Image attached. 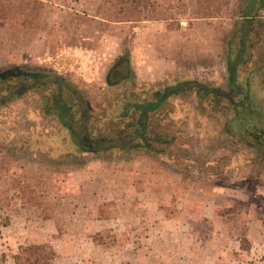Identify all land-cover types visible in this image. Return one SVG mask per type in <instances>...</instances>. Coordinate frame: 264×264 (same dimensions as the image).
<instances>
[{
	"label": "rangeland",
	"instance_id": "374dc122",
	"mask_svg": "<svg viewBox=\"0 0 264 264\" xmlns=\"http://www.w3.org/2000/svg\"><path fill=\"white\" fill-rule=\"evenodd\" d=\"M15 1L16 23L0 26V77L14 68L41 78H0V197L10 201L1 213L10 223L0 226V264H15L28 245L41 264H53L58 251L95 248L82 241L97 230L95 187L116 205L107 214L125 221L98 233L103 247L124 246L119 233L156 228L168 239L150 242L152 264H175L180 253L188 264H264V0L261 8L259 0L251 7L249 0H224L220 17L203 19L197 0H155L140 21L124 18L116 0H28L29 10ZM130 73L141 87L172 77L200 82L201 93L225 91L218 107L196 86L183 93L186 128L175 151L184 175L166 173L154 154L67 153L89 148L94 124L116 122L123 107L115 103L135 85L111 83ZM16 90L25 93L14 96ZM41 104L62 115L65 104L63 127L73 141L53 137L63 134L53 115L36 126ZM212 160L220 162L215 169L205 166ZM33 187L35 199L23 202L34 198ZM159 201L176 208L180 228L153 224L165 215Z\"/></svg>",
	"mask_w": 264,
	"mask_h": 264
},
{
	"label": "trees",
	"instance_id": "16d2710c",
	"mask_svg": "<svg viewBox=\"0 0 264 264\" xmlns=\"http://www.w3.org/2000/svg\"><path fill=\"white\" fill-rule=\"evenodd\" d=\"M254 1L255 0H249V6L251 4L254 6ZM21 2L24 10H29V4L30 8H33L32 3L28 0H22ZM15 3V0H0V26L4 27V23H16L19 12L14 8ZM116 4L118 8H120V13L124 18H132L134 21L147 19V12L155 8V0H116ZM224 5V0H197L198 13L201 16L200 19L220 17V13L222 12L221 8ZM248 7L246 9H248ZM258 7H262V2H260V0ZM245 12L246 10L242 11L241 15L243 17H248L250 14H245ZM232 65L234 67V64ZM11 73L18 75V70L13 68L6 73L5 78L1 75V82L5 83V80H10ZM126 78L128 79L126 82L135 86L132 89V94L122 97L121 100L115 103V106L123 107V111L122 114L117 117L116 122L111 121V123L107 124V130L114 135L111 136L109 140L88 141L91 142L95 148L96 144H98L100 149L105 147L118 149L123 152L129 150H143L154 153V155L162 161V168L166 173L176 171L184 175L185 171L183 173L180 163L184 159L180 157L177 149L181 146L180 141L185 134V120L187 119H185L183 115V93L190 89L191 86H196L199 89L197 94L199 97L206 98V95L208 97L212 96V101L207 102V104L214 102L215 106L218 107L221 105L222 99L226 98L225 91L218 88H210L206 93H201L200 90L204 88V86L200 84V82L177 81L173 80L172 77L163 79L162 84H158V87L154 88L151 85L141 87L136 84L134 73L133 76L131 73L130 75H124L120 81ZM25 90H22V92L16 90L14 96L25 93ZM64 105L62 104V108H59L63 115L67 112V107ZM202 112L205 113L206 110H202ZM55 113L60 118H63V115L58 111H55ZM107 119H112V116H108ZM68 125L73 132L72 126L69 123ZM256 147L261 148L259 143ZM216 164L219 165L220 162L215 160L205 162L206 167L212 165L214 169ZM213 167L212 172L214 173L215 170ZM31 192L34 198H30L28 201V199L22 197L23 202H29L31 204V200L35 199V195H37V190L33 187L31 188ZM9 202L10 201L6 200V203H3L0 197V219H3L2 222H0V226L6 227L10 223V219L8 217L2 218L1 214L5 207L9 205ZM14 260L15 264H41L36 248L33 245L21 247L18 253L14 255Z\"/></svg>",
	"mask_w": 264,
	"mask_h": 264
},
{
	"label": "crops",
	"instance_id": "0c3cea01",
	"mask_svg": "<svg viewBox=\"0 0 264 264\" xmlns=\"http://www.w3.org/2000/svg\"><path fill=\"white\" fill-rule=\"evenodd\" d=\"M126 80L128 79L126 78L125 80L118 81L119 83L115 82L111 84L118 83L117 85H113L115 87V86H118L119 84H122L123 82H126ZM33 83L35 84V82ZM32 88L36 89L37 86L32 87ZM87 105H88L87 110L93 111L94 109V107H92L93 105L91 104H87ZM46 109H48V106H46V104H41V106L36 109V113L38 112V115H39V120L34 121L36 123V126L38 125L40 126L41 116L48 117V116L53 115L59 121L58 122V125L60 127L59 131L63 132L62 136L58 137L59 134H56V135H53V137L58 138L57 141H59L60 143L62 139L61 137H63L64 142H67L69 139L73 141L68 127L66 126L63 127V124L64 123L66 124L65 122L66 120H63L64 118H60L55 112L49 111V113H47L48 110ZM33 111L35 110L33 109ZM104 119H107V118H103V120ZM61 120H63V123L61 122ZM91 129H92V132H90V134L86 136L88 146L92 144L88 140H94V141H102V139L109 140L110 137L114 135L112 134V132H109L107 130V126H104L103 124H101V122L94 124V126H91ZM99 132H106V133H99ZM43 137H46V139H48L47 136H43ZM67 153L68 154H94V155H97V154H154V153L143 151V150H129L127 152H123V151H119L118 149H114V148L103 147L101 149H96L95 146H94V149L92 150H91V147L86 148L83 146H77L76 149H74L73 151L69 150ZM172 173H176V171H172ZM176 183L177 181L175 182L173 181L171 183V187L169 190L170 193L175 192V189L172 186H174V184ZM94 189L96 193L93 194L95 201L92 207L96 208L100 212L91 221L95 224L97 230L96 232H93L92 235L86 234V236L82 239V241L86 240L87 242L89 241L93 242L95 248H93L92 250H86L84 251V253L83 252L80 253V255H77L73 252L65 253L62 251H58L56 258L53 261V264H152L154 261L152 258L155 255H157V250L149 247L150 242L155 241V240L161 241V240L168 239L162 233L161 230L157 232L156 228H154L151 231L150 230L146 231V229L142 227V232H135V233L127 232V233H119V235L117 234V236L115 237L118 239L122 238V241L125 242L124 246H120V247L114 246L113 247L111 245L108 247H103L99 243L100 235H98V233H100V231H103V229H106V228L112 229V228H117L116 226L118 227L124 226L125 221L122 218H120L118 215L115 216V215H110L109 213L107 214L106 210L108 208L114 209L116 205L114 203H106L104 196L100 195L101 194L100 191L102 190V188L100 189L99 187L98 189H96L95 187ZM216 191H219L222 193L224 190H216ZM169 206H171V202L170 203L168 202V204H161L160 201L159 203H156L157 209L162 210V212H164L165 215L162 217V220L153 221V224L158 225L159 227H162V224L166 223L169 225L168 227L170 229L177 230L178 228H180L181 222H180L179 217L177 216V212L175 211L176 208H174V206H171L173 207L172 210L174 211V213L172 214L171 213L172 210L171 209L169 210ZM139 207H145V206L143 204H136V203L135 205H132V208H139ZM167 209H168V214H166ZM172 234L173 236L177 237L175 231H173ZM168 237L171 240L174 239V237H172L171 235H168ZM74 240L78 241L76 240L75 237H74ZM139 242H141L142 244ZM188 255L191 256V253L189 252ZM174 256L175 257L177 256L175 258V264H188L185 260L181 259V257H185L181 253L174 254ZM162 264H166V263H162Z\"/></svg>",
	"mask_w": 264,
	"mask_h": 264
},
{
	"label": "flooded vegetation",
	"instance_id": "af4514ba",
	"mask_svg": "<svg viewBox=\"0 0 264 264\" xmlns=\"http://www.w3.org/2000/svg\"><path fill=\"white\" fill-rule=\"evenodd\" d=\"M39 74H41V73H38V72H34V73L33 72H20V71H18V75L21 76V78H23L24 76H26L27 78H30L32 82H35V83H37L38 80L41 78V76ZM89 147H91V150L94 149L93 144L89 145Z\"/></svg>",
	"mask_w": 264,
	"mask_h": 264
}]
</instances>
